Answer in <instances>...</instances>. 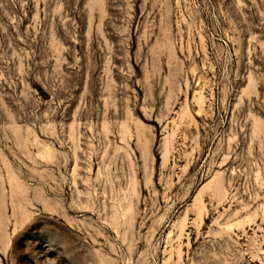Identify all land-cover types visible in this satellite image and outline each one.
I'll list each match as a JSON object with an SVG mask.
<instances>
[{
	"label": "rangeland",
	"instance_id": "rangeland-1",
	"mask_svg": "<svg viewBox=\"0 0 264 264\" xmlns=\"http://www.w3.org/2000/svg\"><path fill=\"white\" fill-rule=\"evenodd\" d=\"M0 264H264V0H0Z\"/></svg>",
	"mask_w": 264,
	"mask_h": 264
}]
</instances>
